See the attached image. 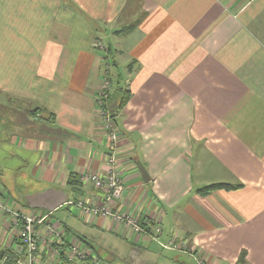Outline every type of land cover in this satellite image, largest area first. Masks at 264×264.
<instances>
[{
    "label": "crops",
    "instance_id": "crops-1",
    "mask_svg": "<svg viewBox=\"0 0 264 264\" xmlns=\"http://www.w3.org/2000/svg\"><path fill=\"white\" fill-rule=\"evenodd\" d=\"M104 35L114 68L107 104L132 93L115 116L126 186L117 205L147 231L67 207L53 221L63 243L84 238L93 264H125L121 250L155 253L156 222L204 264H237L242 251L264 264V0H0V197L30 212L31 199L97 196L81 176L105 170L103 60L92 46ZM217 182L242 186L197 192ZM13 183L32 190L30 209ZM50 244L42 264L59 259L51 249L63 246ZM18 249L0 211V264Z\"/></svg>",
    "mask_w": 264,
    "mask_h": 264
},
{
    "label": "built area",
    "instance_id": "built-area-1",
    "mask_svg": "<svg viewBox=\"0 0 264 264\" xmlns=\"http://www.w3.org/2000/svg\"><path fill=\"white\" fill-rule=\"evenodd\" d=\"M93 49L104 59L102 80L96 103L102 127L107 137L106 150L103 154L105 170L103 172H88L81 176L82 182L92 183L96 188L97 196L95 198L89 201L83 198H69L65 201V205L71 209L80 208L86 214L110 217L114 223L124 224V226L132 228L137 233L144 232L147 231L145 225H142L133 215L121 210L117 205V201L125 193L126 186L122 169L118 163V143L121 133L117 129L116 121L112 118L111 108L107 104L112 87L113 68L109 61L108 45L101 37L94 40ZM0 211L11 215V227L15 229L19 239L17 255L12 258L18 264H42L45 248H48L51 242L56 241L63 248L51 249L55 260L56 255L59 257L55 264H80L88 258L95 259L93 251L82 241L63 243L64 232L49 219L51 216L50 211L49 213H44V210L33 213L16 210L11 208L1 197ZM151 226L153 229L150 235L154 240H157L162 232V227L156 222L152 223ZM54 238H56L55 241ZM164 247H168V245L164 244ZM198 264H202L201 261Z\"/></svg>",
    "mask_w": 264,
    "mask_h": 264
},
{
    "label": "rangeland",
    "instance_id": "rangeland-1",
    "mask_svg": "<svg viewBox=\"0 0 264 264\" xmlns=\"http://www.w3.org/2000/svg\"><path fill=\"white\" fill-rule=\"evenodd\" d=\"M98 37H100V36H98ZM102 39L109 41V39L106 37V35H104V37ZM94 40H93V42H94ZM92 46H93V44H92ZM108 49H109V47H108ZM102 60L104 63L103 58H102ZM109 61L112 65L113 64L112 61L110 59H109ZM102 68H103V64H102ZM112 68H113V65H112ZM122 69L124 70V68H122ZM2 111L3 110L0 108V112H2ZM11 117L17 118V116H12V115H11ZM6 118H8V117H6ZM101 124H102V121H101ZM0 127H1V125H0ZM2 131H4V130H2ZM8 133H9V131H8ZM104 152H103V154H104ZM14 165H16V164H13V166ZM4 177L7 179L10 178L9 173L7 171H6V175H4ZM66 208H67V205L63 204V205L59 206L58 208H56L55 210H52V211L44 210V213H49V211H50V215H51L50 220L56 222L57 219L64 220L66 218V214H67V212H69ZM41 211H43V210L39 209V208H32L30 210V212H33V213H39ZM164 244L168 245V247H164ZM176 244H179V242ZM176 244L174 241L170 242V239H168L167 233L163 231V233H161V235L158 236L157 240H154V242H152L151 247H150L151 250L155 251L156 255H155V253H149V254L147 253V254H143L141 256L140 254L137 253L136 248L133 247V249L131 250L132 246L129 244L127 247L129 248V250H131L130 253L123 252L121 250V256L125 262L122 260H118V261H121L125 264H128L127 261H129L131 264H149L151 261L154 262V260H155L156 264H198L199 261H201V263L203 264V261L198 256H196L195 254L189 253L187 250L185 252V250H183L181 248L180 249L175 248ZM55 248H57V247H55ZM246 257L247 256H245V264H249L247 262ZM142 258L146 259L148 261L142 260ZM85 263H86V261H83L80 264H85Z\"/></svg>",
    "mask_w": 264,
    "mask_h": 264
},
{
    "label": "trees",
    "instance_id": "trees-1",
    "mask_svg": "<svg viewBox=\"0 0 264 264\" xmlns=\"http://www.w3.org/2000/svg\"><path fill=\"white\" fill-rule=\"evenodd\" d=\"M133 26V25H132ZM132 26H125L122 30L119 31H124V29H130ZM126 31V30H125ZM131 66V65H130ZM132 96V93L129 89H126L122 94L121 97L119 99L118 104L115 107H112L111 105V114H112V118L115 120V116H117V112L119 110H121L126 104L127 102L130 100ZM42 108H36L34 111L36 110H41ZM75 178V179H74ZM70 184H73V186H80V182L78 180H76V176L75 175H71L70 179H69ZM9 183L8 179L6 178L5 180V185L7 186ZM13 188H15V190L13 192L10 193H14V196L16 197V199L20 202L23 203V206H27L28 208H31L29 203L27 202L26 198H25V194L31 192L32 190H30L29 187H23L17 183H13L11 184ZM242 184H231V183H224V182H217V183H211L208 185H204L200 188L197 189V192L201 195H208L210 193H212L214 190L218 189V188H225V189H237L239 187H241ZM10 191V187L8 188ZM81 241L86 244L88 243L86 240H84V238H80ZM86 242V243H85ZM87 245V244H86ZM92 250V249H91ZM94 253V250H92ZM245 256H246V252L242 251L239 258H238V262L237 264H245ZM94 257L93 258H88L86 260L85 264H93L94 262L97 261V254L94 253ZM96 260V261H95ZM8 264H18L17 262L14 261V263L12 262H7Z\"/></svg>",
    "mask_w": 264,
    "mask_h": 264
},
{
    "label": "water",
    "instance_id": "water-1",
    "mask_svg": "<svg viewBox=\"0 0 264 264\" xmlns=\"http://www.w3.org/2000/svg\"><path fill=\"white\" fill-rule=\"evenodd\" d=\"M140 169H141L143 178L146 181H149L150 178L148 177V173H147L146 169L144 168V166H141ZM39 197H41V195L35 196L34 199H37ZM30 202H31L30 203L31 207H33V208L34 207H37V208L38 207L39 208L41 207V208H46V209H49L50 211H52V210H54L55 207H57L59 205H62L65 202V199L62 202H60L59 204H57V203H55V204H48V203H44V202L36 203V202H32V199H31Z\"/></svg>",
    "mask_w": 264,
    "mask_h": 264
}]
</instances>
